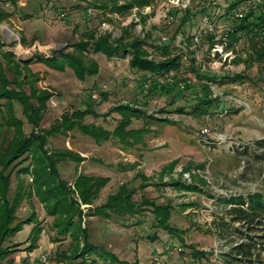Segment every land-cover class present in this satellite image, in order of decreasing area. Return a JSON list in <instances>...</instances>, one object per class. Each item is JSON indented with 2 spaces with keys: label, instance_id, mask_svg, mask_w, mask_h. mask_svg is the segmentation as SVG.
I'll return each instance as SVG.
<instances>
[{
  "label": "rangeland",
  "instance_id": "1",
  "mask_svg": "<svg viewBox=\"0 0 264 264\" xmlns=\"http://www.w3.org/2000/svg\"><path fill=\"white\" fill-rule=\"evenodd\" d=\"M90 1H0V9L7 13L0 19V47L13 53L20 69L16 78L4 69L9 81L7 87L28 95L33 87L51 94L39 122V129L48 132L41 133L39 129L36 132L43 135L44 149L57 161L60 176L71 186L72 198L83 214L90 205L82 203L73 186L80 173L110 179L93 205L105 201L106 196L123 182L138 187L142 182L134 178L138 171L149 177L150 185L143 191L138 189L134 199L139 201L144 194L158 204H171L169 223L177 229V234L154 226L153 214L149 208H144L141 213L109 219L83 217L82 225L92 245L129 263L223 264L221 254L229 250L237 235L234 232L220 236L216 232L217 222L229 207L221 197L245 196L255 191L264 193V150L254 147L255 139L264 138V65L263 61L253 62L248 55L254 54L255 45L246 35H241L226 56L223 52L214 53V44L210 46L208 35L220 38L236 23V19L224 15L232 0H154L150 6L133 7L124 14L105 12ZM185 10L193 13L182 29L183 37L188 39L180 34L174 36ZM127 25H131L134 36L146 40L143 47L148 59L165 58L155 48L160 43L169 46L170 55H181L180 68L163 79L166 82L174 77L178 82L174 90L165 94L146 93L149 82L145 83L142 72L129 66L128 50L111 57L88 51L86 57L94 59L99 70L84 80H79L69 68L58 71L36 61V55L51 56L53 51L61 49L72 51L74 43L87 30L110 33L111 38H117ZM189 51H193L198 65L195 72L187 70ZM27 59L31 61L26 69L22 61ZM235 73H243L244 77L216 79ZM203 75L212 76V79L207 80ZM202 82L208 89H202ZM203 100L213 101L203 106ZM13 104L16 116L23 120V129L28 133L31 124L20 105ZM120 104L145 111L146 115L133 117L129 126L144 129L137 141L123 143L114 136L96 141L77 128L65 132L50 129L63 112L86 107L89 113L83 118L85 123L112 130L121 113L111 109ZM11 138V129L0 128V152ZM68 151L82 160H73L66 154ZM30 157L31 153H26L21 160L31 165ZM176 159L173 169L162 174V167ZM17 166L16 161L8 169L0 164V171L7 174ZM173 178L184 184H198L200 191L171 184ZM24 179L31 182L32 175H25ZM15 185L12 173L11 191ZM32 212L41 226L38 247L30 252L25 249L31 240L29 234L34 223L24 222L9 240L19 245L9 256L13 264H67L68 259L63 254H69L71 239L68 235L56 234L53 218L35 196L21 202L15 222L29 218ZM236 225L229 226L228 230L234 231ZM79 246H83L81 240ZM194 248L206 252V256L193 257L190 251ZM72 261L110 264L95 253ZM0 264L3 263L0 261Z\"/></svg>",
  "mask_w": 264,
  "mask_h": 264
},
{
  "label": "trees",
  "instance_id": "2",
  "mask_svg": "<svg viewBox=\"0 0 264 264\" xmlns=\"http://www.w3.org/2000/svg\"><path fill=\"white\" fill-rule=\"evenodd\" d=\"M0 1L4 2L5 0ZM121 1L91 0L90 3L105 12L124 14L133 7L150 6L154 0ZM238 3L239 0L230 1L224 15L230 17ZM201 13L204 14L203 9ZM3 14L7 13L0 9V19L4 18ZM192 16L193 13L188 10L184 11L180 17L181 23L176 28L174 36L176 34H180L182 37L185 35L184 30H182L183 25ZM141 19L145 20V17L142 16ZM241 35H246L255 45L254 54H248L252 61H263L264 65V6L258 13L250 10L243 18L236 20V23L224 32L225 43H222L221 38L214 39L210 35H208V40L211 41L210 46L220 42L224 44L225 51H230L234 48ZM183 38L188 39L187 36ZM144 44H146V40L131 33V25L125 26L122 35L117 38H111L110 33L97 34L94 30H87L83 37L74 43L72 51L61 49L53 51L51 56L36 55V61L42 62L51 69L58 71L69 68L79 80H84L88 76L97 74L99 70L98 63L94 59L86 57L88 51L111 57L121 50H128L130 52L129 66L142 72L145 83L149 82L148 89L145 88L146 93L159 91L165 94L170 90H174L178 84L174 77L171 81L166 82H160L157 79L173 70H178L181 66V55H170L169 46L160 43L155 45V48L160 50L165 55V58L159 60L148 59L147 51L143 47ZM189 54L191 55L187 70L195 72L198 69L197 62L193 56V51H189ZM30 61L31 59L22 61L24 68L27 69ZM4 69H7L13 75V78L20 74L19 64L14 59L13 53L0 47V106L3 107V109H0V128L4 127L6 131L12 130V138L1 149L0 164L3 169H8L12 162L16 161L18 163V166L8 171L7 174H3L0 171V261L3 264H13L14 260L9 256L19 245L10 243L9 240L21 229L24 222L34 223L29 234L31 240L25 249L30 252L38 247L41 226L34 218L33 212L29 218L15 222L19 205L24 199H30L32 196L38 199L45 212L53 218L52 227L56 234L70 237L72 248L69 254H63L68 259L67 264H76L72 259L76 257L83 258L85 254L91 255L92 253H95L110 264H137L136 262L129 263L121 260L112 252L92 245L88 238L87 229L82 225L83 217L86 216H99L109 219L112 216L122 217L141 213L144 208H149L148 210L153 214L154 226L177 234V229L169 223L172 211L170 203L158 204L154 199L147 198L144 194L140 195L139 201L134 199L138 189L143 191L150 185L149 177L139 171L134 175V178L142 180L138 187H133L128 182H123L114 192L106 196L105 201L96 205H93V202L110 179L105 176L80 173L74 179L73 186L82 203L90 205L83 214L84 211L80 205L72 198L73 191L71 186L60 176L57 161L48 155L44 149L45 139L41 133L48 132V130L39 129V122L46 110L47 101L51 94L34 87L33 89L31 88L29 95L22 90L9 89L7 87L9 81H7ZM202 77L207 78V80L212 79V76L203 75ZM202 77L200 76L199 79H202ZM225 77L236 80L243 78L244 74H225L216 79L223 80ZM262 80H264V77H262ZM15 82L18 83V79H15ZM207 87L202 82V89H208ZM212 101L203 100V106L204 104H210ZM13 102H17L20 105L22 113L32 126L28 133L23 129V120L16 116ZM111 110L121 113L120 119L112 130H106L94 123H85L83 118L89 113L86 107L63 112L60 120L56 121L50 129H59L65 132L77 128L83 134L90 136L96 141L106 140L111 136L116 137L123 143L139 140L144 129H134L129 126L133 117L138 118L146 115L145 111L135 106L122 104L113 107ZM147 116L151 118L150 114ZM36 129H39L38 132L41 133L36 132ZM254 147L264 150V138L255 139ZM26 153H31L29 159L31 165L29 163L25 164L21 160ZM66 154L73 160H82L80 156L69 153V151ZM176 162L177 159L171 160L164 165L161 169L162 174L165 171L169 172L172 170ZM12 173H14L16 185L11 191ZM25 175H32V181L27 182L24 179ZM170 183L181 185L186 190L200 191L199 185L195 183L184 184L174 178ZM221 198L229 207L225 209V216L217 222L216 232L220 236H223V234L230 235L234 232L237 235V237H233L235 242L231 244L229 250L221 254L223 264H262L264 252V193L255 191L245 196L237 194ZM234 224H237L233 228L234 231L228 230V227L234 226ZM80 240L83 242L82 247L79 246ZM180 241L183 242V239L180 238ZM190 254L193 257H205L207 253L194 248L190 251ZM92 260L94 259L92 258Z\"/></svg>",
  "mask_w": 264,
  "mask_h": 264
},
{
  "label": "built area",
  "instance_id": "3",
  "mask_svg": "<svg viewBox=\"0 0 264 264\" xmlns=\"http://www.w3.org/2000/svg\"><path fill=\"white\" fill-rule=\"evenodd\" d=\"M264 6V0H239L238 6L236 7L235 10H233L232 15H230L231 18H234L236 20L243 18L246 13H248L250 10H254V12L258 13V11L262 10V7ZM244 7V9H242ZM224 11V8H223ZM166 17V14H165ZM172 17L169 16V19H171ZM209 20V19H208ZM196 39L199 38V35L195 36ZM214 39H219L216 36L213 37ZM222 39V43H225L226 38L224 36L220 37ZM213 50L215 51L214 53H216L217 51L219 52H223V54L226 56L228 54L231 53L230 51H225L223 44H221L220 42H216L214 43V45L212 46ZM214 53L212 55H214ZM219 53H217L216 55H218ZM172 72L163 75L162 77H159L157 80H159L160 82H163L164 78H167L169 76V74H171Z\"/></svg>",
  "mask_w": 264,
  "mask_h": 264
},
{
  "label": "water",
  "instance_id": "4",
  "mask_svg": "<svg viewBox=\"0 0 264 264\" xmlns=\"http://www.w3.org/2000/svg\"><path fill=\"white\" fill-rule=\"evenodd\" d=\"M5 34H8V31L7 30H5Z\"/></svg>",
  "mask_w": 264,
  "mask_h": 264
}]
</instances>
